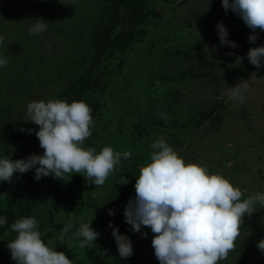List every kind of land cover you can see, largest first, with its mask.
<instances>
[{"label":"rangeland","instance_id":"1","mask_svg":"<svg viewBox=\"0 0 264 264\" xmlns=\"http://www.w3.org/2000/svg\"><path fill=\"white\" fill-rule=\"evenodd\" d=\"M145 2L149 12L142 23L129 24L123 13L117 28H134L137 37L125 49L106 53L96 68L103 84L102 104L82 145L96 153L110 146L131 156L122 158L99 187L75 173L68 181L42 177L35 193L29 176L17 184L22 199H31L27 214L39 222L42 239L73 264H160L151 243L154 234L145 226L132 232L124 209L135 196L141 167L150 162L151 145L161 137L186 164H200L239 188L241 201L264 194V67L257 69L247 58L250 48L264 45V31L257 29L258 39L250 43L252 30L230 9L226 14L221 0ZM109 3L0 0V36L5 37L0 57L8 58L7 66L0 67V124L18 121L33 101L54 100L68 78L84 70L95 54L92 31L112 9ZM36 18L49 23L40 34L30 32ZM220 22L235 49L220 45ZM237 56L243 57L240 63ZM242 80L249 85L244 102H234L230 87ZM161 114L177 125L155 123L153 116ZM43 151L39 146L38 155ZM120 175L128 179L127 185L118 184ZM0 206H6L2 193ZM255 208L244 217L234 250L218 264H264V253L257 248L264 239V206L257 202ZM69 220L73 226L61 240ZM90 221L100 236L82 249L83 238L75 233ZM109 222L131 240L130 257L119 256ZM16 235H0V264H16L7 247Z\"/></svg>","mask_w":264,"mask_h":264},{"label":"clouds","instance_id":"2","mask_svg":"<svg viewBox=\"0 0 264 264\" xmlns=\"http://www.w3.org/2000/svg\"><path fill=\"white\" fill-rule=\"evenodd\" d=\"M221 2L226 14L230 9L252 30L248 40L255 43L257 29L264 31V0ZM32 21L30 32L33 34L44 32L49 25L42 18ZM216 27L220 45L235 49L237 44L227 39L229 33L223 23ZM4 39L0 36V45ZM247 58L257 69L264 67V45L250 48ZM242 60L243 57H236V63ZM7 64V56L0 57V67ZM248 88L247 81L243 80L230 87V99L243 103V94ZM91 111L84 101L71 104L63 100L29 103L27 118L39 126L35 135L43 154H32L15 161L6 155L0 158V182L10 183L14 174L34 169L36 181L47 176L68 181L75 173L83 175L96 187L103 186L121 159H128L131 153L114 151L110 146L103 147L99 153L93 148L82 147L91 135ZM161 118L167 120L168 116L161 114ZM27 131L30 133L32 129ZM151 147L154 151L150 153V162L141 167L134 185L135 196L129 199L124 209L125 222L131 225V231L140 232L142 226L150 228L154 234L151 241L154 255L160 264H218L227 259L235 248L244 217L256 212L257 202L264 206V194L257 193L241 201L239 188L220 174H210L200 164H186L164 137ZM128 182L126 177L119 176L118 184L127 185ZM109 215H114V212L109 210ZM6 223V218L0 217V226ZM72 226L73 220H69L62 229L61 240ZM109 227L113 229L119 256L130 257L133 254L131 240L119 234L111 222ZM11 229L17 235L7 247L16 264H73L64 252L55 250L50 240L45 243L35 218H21L12 223ZM75 235L83 238L79 243L83 249L91 246L100 233L91 227L90 221L82 222ZM142 235L147 237L148 233ZM257 248L264 253V239L257 242Z\"/></svg>","mask_w":264,"mask_h":264},{"label":"trees","instance_id":"3","mask_svg":"<svg viewBox=\"0 0 264 264\" xmlns=\"http://www.w3.org/2000/svg\"><path fill=\"white\" fill-rule=\"evenodd\" d=\"M109 6L112 9L109 10L107 16H102L100 28H95L92 31L91 44L95 48L93 58L90 59L84 70L76 72L68 78L54 99L63 100L69 104L74 101H84L92 110L91 116L98 113L102 104L103 84L96 68L106 53L125 49L138 35V31L134 28L117 29L118 25L123 22L122 14L127 15V22L131 24L142 23L149 12L145 0H110ZM167 116V120L162 119L161 116H153V119L155 123L162 126L165 125V121H168L169 125L176 126L177 121L169 118V115ZM30 122L25 114L18 121L0 124V158L6 155L15 161L25 159L32 154L38 155L40 144L35 133L39 131V126ZM21 129H25V131H21ZM28 129H32V131L29 133ZM34 172L35 170L32 169L23 174L16 173L10 183L0 182V193L4 194L6 198V206H0V217L7 220L6 224L0 226V235L6 232L15 233L11 229L12 223L21 218H28L27 212L31 210L32 202L31 199H22L17 184L29 176V187H32V192L40 191L42 181L34 179Z\"/></svg>","mask_w":264,"mask_h":264}]
</instances>
